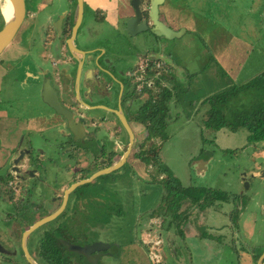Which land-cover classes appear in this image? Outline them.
Instances as JSON below:
<instances>
[{
	"label": "flooded vegetation",
	"instance_id": "flooded-vegetation-1",
	"mask_svg": "<svg viewBox=\"0 0 264 264\" xmlns=\"http://www.w3.org/2000/svg\"><path fill=\"white\" fill-rule=\"evenodd\" d=\"M41 1L34 0L28 10L27 0H25L26 14L22 24L11 42L0 52V109L8 108L10 114L16 116L9 119L7 125L11 128L10 131L16 133L20 131L19 135L14 134L16 138L14 148L20 145L19 151L16 154L10 155L9 147L5 144H0V264H62V262L66 264L69 259L57 253L63 252V248L65 251H71L65 245V241L80 246L91 242L80 243L74 239L77 237L76 235L68 233L67 222L75 221V223L80 222L82 224L83 219H76L77 215L79 212L88 213V210L83 211L84 209H80L82 202L81 204L76 202L85 201L80 196H75L69 212H65L63 215L65 218L60 222L56 218L52 220L48 218V220L47 217L51 214L46 213L41 215V213L48 210L45 198L44 201L34 199H31L32 201H23L25 196L34 191L39 194V189L35 186L38 182H43L46 187L51 189V196L53 198L58 197V200L60 199L59 206L62 195L64 196V187L68 188L70 184L75 182L65 184V181L61 182L60 180V187L57 188L55 185L56 180L55 184H52L51 182H44L40 176L43 173L50 172L52 176L55 168H57L56 157L52 158L46 155V151L57 144V141H55L57 137L55 124L60 118L41 99L40 92L44 78L47 76L51 78V83L56 89L60 103L73 112V117L76 121L84 118L85 125H93L78 140H74L71 136L64 137L66 147L68 146L66 150L68 152L67 159L72 158L74 160L71 172H74L76 176V173H80L81 178L89 177L94 171L115 163L117 161L115 159L116 156L121 157L130 145L128 156H126V160L121 167L108 174L100 175L88 184L84 183L74 189L75 191L82 187L86 188L91 183H98L102 179L107 178L104 180L105 182H103L102 186H105L109 191H113L116 185H119V182H116L115 179L121 175L120 169L122 172H125L134 149L138 148L140 151L142 147L141 141H130L129 134L122 126L121 118L116 112L120 110L128 124L134 121L138 122L133 118V114L149 99L148 92L152 90L151 86H161L163 83L162 78H165L162 75L164 72L166 74L170 72V77H176L175 69H171L173 70L171 71L166 66V62L159 61L158 64H155L156 57H160V50H163L164 46L168 50H174L175 43H177L176 38L172 40L161 39L149 30L132 36L126 32L125 24L122 23L115 31L127 34L128 40L126 43H123V37L117 36L118 39L116 40L110 31L104 33V29L100 23L102 14L98 9H94L91 19L85 22L86 11L83 6L78 20L79 10L77 0H62L63 3L59 2L57 4L55 0H46L45 3H40ZM3 3H5V0H0V17L4 22L1 8ZM162 6L159 7V10ZM162 18L166 21L165 17ZM87 22L92 23L91 25L95 29L94 34H90ZM97 27L99 30H97ZM137 37L140 38L141 43L144 45L140 48L141 50L134 52V54L127 53L129 59L128 61L126 60L127 62L124 60V57L119 60L122 65L123 61L128 63L125 69L119 66L116 68L113 63V66L110 67L111 70L109 69L111 73L105 72V59L103 57H96V55L100 54V50L98 49L99 41H103L104 39L111 41L114 39L125 49V47L131 46ZM148 38L154 40L156 44L155 49L153 41L147 43ZM128 43L131 45H128ZM89 45L91 47L90 50H92L91 53H88ZM35 46L41 48L38 56L43 62H38L36 58V60L32 59L31 55ZM18 51H22V53ZM23 56L30 57V62L24 64ZM93 57H96L95 62ZM44 62L46 66L41 65ZM48 63H50V66L47 67ZM154 66H156V69H154ZM149 69L157 70L156 74H149ZM161 71L162 74L157 75ZM153 77H160L159 85L155 81H152L151 78ZM119 79L122 81V89L119 83L116 82ZM8 90L9 94L7 93ZM157 97L154 96V99H157ZM36 98L37 100H35ZM38 103L46 107L47 110L44 113H38ZM22 106L27 108V114L31 115L30 118L32 119H24L26 121V124L24 122L26 125L25 129H22L24 125L23 115L21 114L23 113L18 111V108ZM106 108L113 112H107ZM40 125L47 126V128L43 129L42 132L38 129L36 130ZM104 125H107L112 130V132L107 133L109 135L107 141L112 140L115 148L110 150H107L108 147L104 146L106 145L105 139L101 137L97 138L98 135H95V128L98 126L104 127ZM45 134H51L49 138H54V140L51 141L52 139L50 140L49 138H45L44 140ZM89 135H92V137ZM31 139L34 141L33 145L41 141L42 143L45 142V145L39 147L40 149L36 155L37 164H34L33 160V162L29 163L27 169L21 167L19 177H24L25 180H23L16 177L17 173L12 171V168L15 167L12 164V160L19 156L20 151L25 152L24 149L26 148L24 147H27L30 151L33 150V147L30 148L28 144ZM102 139L103 142L101 141ZM121 140L123 141V148L116 150L117 144ZM97 142L99 143L95 145ZM100 143L102 146H100ZM40 145L42 146V144ZM30 154L24 155L25 158L26 156L30 157ZM135 155L136 153H134ZM19 165L20 163L16 167ZM257 172V175L249 172L248 176H244L246 175V171L242 170L240 174V187L236 191L226 192V200L224 202L229 207L227 213L230 215L231 224L234 219L240 221L246 218L247 222H251L250 227L253 225L252 228H254V224L257 226L259 222L258 227H261L264 233V163ZM1 175H4L5 178H1ZM31 175L34 177H29ZM108 176H110L109 179ZM112 178L113 180H111ZM27 185H30L33 191L27 192ZM7 188L13 189L11 196L5 193V189ZM1 195L7 201L1 200ZM258 199L260 201L263 199V209L259 205L255 206ZM18 200L32 206L33 213L28 214L23 212L21 214L18 210L19 212L13 217L9 213L8 206L9 203ZM108 201L110 200L108 199ZM98 202L103 203V201ZM117 202L121 203V201ZM74 206H76L75 209ZM10 217L12 218L11 223L10 219H8ZM52 221L55 224L50 226ZM65 222L67 225L62 228V224ZM262 223L263 226H261ZM236 227L241 226L238 224ZM243 229L245 228L241 230ZM30 237H33L32 245L29 242ZM181 237H185L184 231ZM108 243L110 244L108 248L95 250L89 256H85L83 253L77 251L71 252L79 256L80 262L83 260V263L86 264L98 263L105 257L117 255L113 251V241H108ZM53 251L56 252L55 255L63 257L62 262L52 255ZM75 264H78L77 260Z\"/></svg>",
	"mask_w": 264,
	"mask_h": 264
},
{
	"label": "rangeland",
	"instance_id": "rangeland-1",
	"mask_svg": "<svg viewBox=\"0 0 264 264\" xmlns=\"http://www.w3.org/2000/svg\"><path fill=\"white\" fill-rule=\"evenodd\" d=\"M33 1L34 0H27L28 10L32 6ZM228 1L230 0H218V3L220 4H217L214 10L212 9V6H210L212 0H197L195 2V10L194 7L187 8L186 15H184L188 19L191 18L192 20H197V30L188 31V34L184 37V39L182 37L185 33L182 34L180 38H177L176 40L180 43L176 41L177 43H175L174 50L176 49V47L178 48L181 45L183 47L182 49H184L186 53V49L188 50V52H191V47L186 46L187 44H185L188 38L192 40L193 43H195L193 45H196L198 50L202 51V53L203 49L206 48L203 45V42H205L207 49L210 50L213 55V53L216 52L214 48L217 47L211 44V40L214 39L216 35L221 33L220 27L224 26V23H226L227 26L231 28V32L235 36H237L238 38H243L245 41L248 40L251 43L250 50H248V61L244 63L245 65L243 72L238 75L234 82L236 85H240L242 83L250 81L254 76L264 71V0H232V6L227 5ZM59 2L63 3L62 0H55L56 4ZM200 6H202L201 13L210 10L213 17L220 18V24L218 25L219 29L213 27L210 32H206V29L202 28H205L207 26L209 27L210 24L201 25L199 23V20L201 19V15L199 13ZM224 7L226 8L225 14L223 12ZM91 14V9L86 7V16L84 20L85 22L88 19H91ZM242 23H245L246 26H241ZM3 24L4 22L0 17V29L2 28ZM109 31L110 33H113V36L116 40L118 39L117 36H119L123 37V43L127 42L128 37L126 36L127 34H123L124 32L114 30ZM224 40H221L220 42L222 44H226ZM149 41H153L155 49L156 44L154 43V40L152 38H148L147 43ZM225 41H227V39ZM141 42L142 41L140 40V38L137 37L132 45L128 43V45L131 46L127 47L126 51L134 54L136 50H141L140 48L144 45ZM157 47H159V45H157ZM40 49L41 48L35 46L31 57L33 60L36 58L38 62H43V60L38 56ZM96 57H98V55H96ZM96 57H93L94 62L96 60ZM23 60L24 64H26V62H30V57L23 56ZM114 61V65L116 66V68H118L117 66H119L125 69V66L122 65L119 59H115ZM158 63L159 61L156 60L155 64ZM49 64L50 63L47 64V67L50 66ZM206 64L207 63H205L203 67H205ZM154 69H156V66H154ZM154 71L155 73L157 72V70ZM164 73L162 74L161 71L159 72V74H157H162L165 77L162 78L163 83L161 84V86H151L152 91L154 92V96H159L157 97V99H159L160 96L164 94V90L166 88L164 80L167 79L170 75V72H168L167 74L165 73L166 75ZM151 79L152 81H154L155 78L153 77ZM7 93H10L9 90L7 91ZM251 93L253 92H245L242 96V102L244 101L245 103H247L248 100L246 99V97ZM35 100H37V98ZM205 114H203V117H206ZM174 115L175 114H172V116ZM179 118L180 119L175 122L168 121L167 123L166 121L167 140L161 143V145H163L161 157L162 161L165 163L169 171H171V173H173V175L179 179L183 186L193 185L203 188H215L223 190L225 192L233 190L236 191L241 185L240 174L242 170L246 171V175L244 176H248L249 172H252L254 175L258 174L257 171L264 163V141L258 143L259 147H253L252 145L248 146L247 138L245 135L246 130L243 128H240L236 132L223 130L222 132H219L216 137L215 131L207 130L202 126V124L199 125L202 121L201 116L199 120H196L198 123L196 121H193V125L183 123L186 120L181 119V113ZM101 129V132H98L97 138L101 137L105 139L106 145L104 146L108 147L107 150L113 149L115 145L112 140L107 141V137H109L107 133L112 132V130L107 125L105 127H101ZM50 135L51 134H45L43 139L45 140V138H49ZM56 136L57 137L55 138V141H57V144L53 145L49 150H47V148L46 155L52 158L56 157L57 168H55L52 176L48 173H43L40 176L44 182H51L53 184L56 180V184H54L57 188H59L60 180L61 182L65 181V184H69L73 181H80L82 180V178L80 173H76V176L74 172H71V168L74 166V160L72 158L67 159L68 152H66V150L68 149V146L66 147L65 138L58 132L56 133ZM51 139V141L54 140V138ZM103 139L101 140L102 142ZM160 141L161 140L159 138H150L148 141H141L142 147L147 149V157H152L153 155H155L156 150L158 151ZM98 143L99 142H97L95 145H97ZM40 144H42V146ZM44 145L45 142L42 143V141L40 143H35L30 154V159L36 158V155L38 154V151L40 149L39 147H43ZM152 145H154L155 148L151 149ZM100 146H102L101 143ZM134 152L138 153L139 149H134ZM203 159H209L207 169L203 173H198L197 169L200 168V165H198L197 168L194 162ZM148 166L149 167L146 168V174H144L143 177L147 175V177L152 176L156 180H163V178L165 179L166 171L162 169L161 171L158 167L155 166ZM120 172H122L121 169ZM130 174L131 171L127 166L125 172L123 171L122 175H119L118 177L115 176V181L123 183L125 181L123 177L130 176ZM109 177L110 176H108V179ZM1 178H5V176L1 175ZM106 179H102V181ZM111 180H113V178ZM35 187H38L39 194L34 191L33 193L25 196V199L23 201H32L31 199L44 201V198H47L45 201L46 205H52L54 201L52 200L53 196L50 195L51 189L49 190V188L46 187L43 182H38ZM154 188L155 187L151 186L148 188L145 187L143 193L141 195L139 194V198H137V201H140L141 205L152 207H154L156 203L158 204L161 198L160 192L158 191V189ZM80 190H84V187L80 188ZM5 193L11 196L13 193V189L7 188L5 189ZM144 194L146 195L144 196ZM130 196L131 192L129 191H127L126 193L123 192L121 195V199H123L124 201H128L127 205L125 204V202H121L119 203V205H116L115 203L118 204V200L115 201V203H113L114 201L112 202L113 206L105 205L104 202L100 203L94 199L86 202L76 201L80 204L82 202V206L80 209H84L83 211L88 210V213L79 212V214L77 215L76 219H83L82 224L80 222L75 223V221L67 222L68 233H71L74 236L76 235L77 237L74 239L80 243L97 239H100L104 242L113 241V251L117 253V255H115L114 257H105L101 260V262L99 261L98 263L92 264H146L144 262L145 256L147 257V259L148 257H151V259H153L154 261V264H255V254L259 250H261V247L264 246V233L262 232V228L258 227L260 223L258 222L257 226L254 224V228H252L253 225L252 227H250L251 222H247V219L245 218L246 220L243 219L245 221H238L234 219L231 224L229 218L230 215H228L227 213L229 207L225 204L224 201H216L215 205L209 206L204 210H200L197 207V204L189 203L191 201H189L188 203L187 201L184 202V204H182L181 208L179 209V211H181L182 213V219L184 218V222L181 221V218L179 222H182L181 228L184 231L185 237H181L182 235H178L174 232L172 236L169 235L168 238H171L169 242L165 238L166 236L163 237L164 235H162L160 228L156 230L157 232L152 238H149L144 234L147 231V224H149H146L145 221L150 218V215H148L147 213L133 216L137 219L136 222H138V225L136 227H133L131 229L129 227L123 230V232H118L115 230L113 231V228L110 226L109 221L112 220V215H115L118 210L119 212H122L124 211V209L130 206ZM133 198L135 199L134 195ZM3 199L4 197L3 195H1V200ZM3 201L7 200L4 199ZM19 201L21 200L9 203V213L13 217H15V215L19 211L21 214L23 212L28 214L33 213L32 206ZM262 201L263 199H261V201L258 199V201H256L255 203V206L259 205L261 209H263ZM70 207L71 205L68 206V209H66L65 212H69ZM213 207H216L218 211H221V214L216 212V208ZM47 208H49V206ZM75 208L76 206H74V209ZM131 210L132 208H129L128 212H130ZM158 211L159 210H157L156 212ZM160 211L162 212L163 210ZM123 213H125V211ZM170 213L171 211H169V214ZM8 219H10L11 223L12 218L10 217ZM60 219L61 214L56 220L59 221ZM102 219L106 220V222H104L105 225L103 224ZM127 220L133 221L132 218ZM221 220H223L224 222L223 227H220V224L222 223ZM95 221L97 223H95ZM160 221L161 217H158L157 219L154 217L155 225ZM175 222L176 220L173 219L172 224H175ZM67 223H63L62 228H64ZM98 224H100L99 228ZM238 224H240L241 227L237 228L236 225ZM51 225L52 224H50V226ZM149 225H151V228L153 227V224ZM261 226H263V223ZM240 228L245 229L241 230ZM153 231H155V226L153 228ZM202 232L207 233L209 236L203 237ZM190 233H195V237L196 239H198L197 242H195L196 239H193V235ZM140 234L141 236H143H140L139 242L137 243V245H135L134 235L137 237ZM159 234L162 236L161 240L160 237H157L160 236ZM162 239L164 241L163 243H161ZM171 242L172 244H170ZM147 251L149 252L148 254L146 253ZM57 253H60L62 256L69 259L66 264H75L76 260L78 261V264H86L83 263V260L80 262V258L78 255L74 254L71 251H65L64 248L63 252L60 251ZM55 254L56 252L53 251L52 255L56 259H58V261L62 262L63 257L59 255L57 256ZM141 258L143 259V261L140 260ZM148 262L149 264L151 263L147 260V263ZM62 264L64 263L62 262Z\"/></svg>",
	"mask_w": 264,
	"mask_h": 264
},
{
	"label": "crops",
	"instance_id": "crops-1",
	"mask_svg": "<svg viewBox=\"0 0 264 264\" xmlns=\"http://www.w3.org/2000/svg\"><path fill=\"white\" fill-rule=\"evenodd\" d=\"M45 1L46 0H42L40 3H45ZM196 1L197 0H168L167 3L163 5L164 7L162 6L160 8L161 18L165 17L166 21L173 28L178 29L180 27H184L186 29L185 34L182 37L183 39L185 36H187L188 31L197 30V20H192L191 18L188 19L187 17H185L187 8L194 7V10L196 9V4H195ZM217 4H220L218 3V0H212V3L210 4V6H212V9L214 10ZM232 4H233L232 0H230L228 1L227 5L232 6ZM83 7L85 11H86V7L90 8L92 12L94 9L99 10V12L102 14L100 23L102 25V28L104 29V33L106 32L108 33L109 30H114V31L117 30L118 26L124 23L125 19L131 16L134 11L132 6L130 5L129 0H83ZM201 8L202 6L199 7V13L201 15V19L199 20V23L201 25L210 24L209 27L207 26L205 28L204 27L202 28L206 29V32L208 31L210 32L213 29V27L219 29L218 25L220 24L219 22L220 18L213 17L210 10H208L207 6L206 8L208 11H205L202 13H201ZM223 9H224L223 12L225 14L226 8L224 7ZM259 15H260V12H259ZM221 16H224V15H221ZM87 24H88L87 27H88L90 34H94L95 29L91 25L92 23L87 22ZM244 25L245 23L241 24V26H244ZM97 30H99L98 27H97ZM220 31L221 33L216 35L215 38L211 40V44L217 47V48H214L216 52H214L213 55L211 51L207 49L205 42H203V45L206 48L203 49V53H202V51L198 50L196 45H193L195 43H193V41L188 38L185 44H187L186 46L191 47V50H192L191 52H188V50L186 49L187 51L186 53L185 50L182 49L183 47L181 45L178 48L176 47L175 50H168L166 49L167 47L165 46L163 47L165 49L160 50L161 52L160 57L159 56L156 57L157 60L166 62V66H168L170 70L175 69V73H176V77L169 76L167 79L164 80L165 86L169 88L172 92V98L169 102V110L167 114V123L168 121L169 122L178 121L180 119L179 116L181 113L182 114L181 119L186 120L183 123L193 125V121L199 120L201 116L202 121L200 122L199 125L202 124L203 126V120H205V117H203V114L206 113V110L208 109V106H209L206 100L213 95L227 91L231 86L235 85L234 83L235 79L238 77V75H240L241 72H243L244 65H245L244 63L248 61L247 56L249 53L248 50H250L251 43L248 40L245 41L243 38H240V37L238 38L237 36H235L231 32V28L228 27L226 23H224V26L220 27ZM220 39L221 40L227 39V41L224 40L226 44L225 43L222 44L220 42L221 41ZM177 42L180 43L179 41ZM98 45H99L98 49L100 50V54L98 55V58L103 57L105 59L104 61V64H105L104 71L105 72L108 71L109 73H111L110 67L113 66L115 59L120 60L122 57H124L125 61L129 60L127 53H130V52L126 51L127 47H125L124 49L121 44H118L114 40L112 42V41L104 39L103 41H99ZM90 48L91 47L89 45L88 53H91L92 51L90 50ZM20 53H22V51ZM205 63L207 64L205 67H203ZM41 65H45V62L44 64H41ZM126 65H128V63H125L123 61V66L126 67ZM116 82L119 83L120 88L122 89L123 88L122 81L119 79ZM46 110H47L46 107L43 106L42 104L38 105V113L40 112L44 113ZM18 111L23 113L21 114L23 115V125H24L22 129H25L26 127L25 120L30 118L31 115L27 114V108L25 106L19 107ZM106 111L110 113L113 112L112 110L107 109V108H106ZM116 113L118 115L120 114L119 112H116ZM171 113L175 115L172 116ZM14 117L16 116H14L13 114H10L8 108L0 109V119H1L0 121V140H1L0 144H5L6 146H8L9 147L8 150H10L16 144L15 143L16 138L14 137V134H18L20 132L19 131L18 133H16V132L10 131L11 128L7 125L9 123V119H12ZM30 120L32 119L30 118ZM129 125L132 130V134H133L132 139H130L131 142L132 141L137 142V141H143V140L148 141L150 139V137L148 136V131H147L145 124L134 121L133 123L132 122L129 123ZM46 128L47 126L40 125V127L36 128V130L38 129L39 131L42 132L43 129H46ZM95 129H96L95 135H98V132L99 131L101 132L102 130L101 126H98ZM223 130L231 131L229 128H222L218 131H215L216 132L215 136L217 137V134L219 132H222ZM231 132H236V131H231ZM245 135H247V132ZM166 140L167 138L159 143V148H158V151L156 150V154L158 152L161 168L166 172H170L169 174L173 175V173L169 171L165 163L162 161V157H161L162 146H163L161 145V143H163ZM119 144H117L116 150H121L123 148L122 140L120 141ZM134 153L136 152L133 151L131 158L129 159V165H128V168L130 169L131 174L130 176L123 177L125 181L123 183L122 182L119 183V185H116L114 189L115 191H109V189L105 188V186H102L104 181H99L98 183H91L88 186L86 185L87 187L84 188V190L76 189L75 191L73 190V191L67 192L66 196L62 195L61 203L59 206L58 204H59L60 199L58 200V197L52 198V200L56 202H53L52 205H48L49 206L48 210L46 212L41 213V215H44L46 213H48L49 215L51 214L49 217H47V219L49 218L52 220L53 218L57 219L58 216L61 214V219L57 221L58 222L62 221L64 219L63 215L65 214L66 209H68V206L71 205L76 195L80 196L85 201L86 200L91 201L94 199L96 201H103L105 204L109 206L110 205L113 206V203H115V201L117 200L121 202H125V204L127 205L128 201H124L123 199H121L120 195H122L123 192L126 193L127 191H129L131 192V196L129 199L131 200L129 202L130 206L124 209L125 213H123L124 211L119 212L118 210L115 213V215H112V220L109 221L110 226L113 228V231L115 230L118 232L119 231L123 232V230L129 227L130 229L133 227H136L138 225V222H136L137 219L133 216L141 215L142 213H145V214L147 213L148 215H150V218L145 221L146 224L147 223L153 224L152 228H151V225L147 224V228H146L147 231L146 233H144L145 235H147V237L149 238L154 237L155 236L154 234L157 232L156 230H158L159 228L162 232V235H164L163 237L166 236L165 238L168 240V242L171 239V238H168L169 235L172 236L174 232L180 235L177 230V226H176V224L179 223L180 218L182 219L181 217L182 213L181 211H179V209L181 208L182 204H184V202L186 201L187 203L191 201L189 203L196 204L197 203L196 201L201 198L202 194L207 188L197 187L193 185L183 186L181 182L179 181V179L173 175L176 179L177 186H178V196L175 199V201H173L172 204L166 205L162 212L160 210H162L163 208L159 209L160 200L158 204L156 203L154 205V207L147 206V205H141L140 201H137V198H139V194L141 195L143 193V190L145 187L146 188L150 186L155 187L154 189H158V191L160 192V197H161L163 186L159 182H156L157 183L156 184L155 182L151 181L152 176L147 177L146 175L145 177H143V175L146 174V168H148L149 166L146 165V162L134 156ZM115 159L119 161L120 157L116 156ZM208 160L209 159H203V160H198L194 162L197 168H198V165H200L199 167L201 169L200 168L197 169L198 173L205 172V170L207 169ZM50 173L48 174L50 175ZM122 173L123 172H121L120 174L122 175ZM83 178L84 177H82V179ZM66 189L67 188L64 187L63 189L64 192L66 191ZM50 195H52L51 190H50ZM133 195L135 199L133 198ZM145 195L146 194H144V196ZM108 199L110 201H108ZM115 204L119 205V203L118 204L115 203ZM129 208H132L130 212H128ZM213 208H216V207H213ZM157 210H159L162 214L159 215L160 212L159 211L156 212ZM56 211H58V213L52 214V213H55ZM169 211H171L170 214H169ZM216 212L221 214V211H218L217 209H216ZM176 215H178L177 218H175ZM154 217L156 219L158 217H161V221L156 225L154 222ZM130 218H132L133 221L127 220ZM173 219L176 220L175 224H172ZM102 220H103V224L105 225L104 222H106V220L105 219H102ZM96 221L95 223H97ZM221 222L222 223L220 224L221 225L220 227H223L224 225L223 220H221ZM50 224L53 225L55 223L54 221H52ZM99 226L100 224H98V228ZM154 226H155V231H153ZM190 234L193 235L192 237L193 239H196L195 233H190ZM140 236L141 234L138 235L137 237L134 235L135 245H137V243L139 242ZM157 237L158 238L160 237V240L162 238L161 235ZM32 239L33 237L29 238L30 243L32 242ZM197 241L198 239H196L195 242ZM163 242L164 241L162 239L161 243ZM170 244H172V242ZM146 253L148 254L149 252L147 251ZM140 260L143 261L142 258ZM147 260L151 262L150 264H154V261L153 259H151V257H148V259L146 256L144 257V262L146 264H149V262L147 263ZM138 261H139V258H138Z\"/></svg>",
	"mask_w": 264,
	"mask_h": 264
},
{
	"label": "trees",
	"instance_id": "trees-1",
	"mask_svg": "<svg viewBox=\"0 0 264 264\" xmlns=\"http://www.w3.org/2000/svg\"><path fill=\"white\" fill-rule=\"evenodd\" d=\"M148 73L151 75L156 74L154 70L150 69ZM154 81L159 85L160 77L155 78ZM250 91L253 93L247 96L248 98L246 97L248 102H242L244 93ZM148 95L149 99L136 110L133 114V118L146 125L150 138H159L163 141L167 138L166 121L172 92L166 87L164 94L160 96V100L154 99L152 90H149ZM206 102L209 106L206 110L205 120H203L204 128L213 131H218L222 128H229L231 131H237L243 128L247 132L246 138L248 146L252 145L253 147H257L258 143L264 141V71L254 76L250 81L240 85L235 84L227 91L209 97ZM153 148H155L154 145H152L151 149ZM146 154L147 149L142 147L135 156L146 162L147 166H155L161 170L162 168L158 155L155 153L152 157H147ZM169 173L170 172H166V177L165 179L163 178V180H156L153 177L151 180L153 182H159L163 186L159 205V209L163 208L162 210H164L166 205L172 204L178 196L176 179ZM225 200V191L207 188L201 198L196 201V204L200 210H204L209 206L215 205L216 201ZM161 214L160 212L159 215ZM177 216L178 215H176L175 218H177ZM181 221L184 222V218ZM181 221L177 223L176 226L179 234L183 235ZM202 236L208 237L209 235L202 232ZM263 250L264 246L255 254L256 259Z\"/></svg>",
	"mask_w": 264,
	"mask_h": 264
},
{
	"label": "water",
	"instance_id": "water-1",
	"mask_svg": "<svg viewBox=\"0 0 264 264\" xmlns=\"http://www.w3.org/2000/svg\"><path fill=\"white\" fill-rule=\"evenodd\" d=\"M8 1L11 4V15L8 19L3 16L4 24L3 27L0 29V52L11 42L16 31L22 24V21L26 14L25 0ZM77 2L79 10V20L80 15L82 13L83 0H77ZM129 2L132 8L134 9L133 14L124 21L125 30L129 35L133 36L138 33L149 30L150 32H152V34L158 36L161 39L172 40L175 38H180L182 34L185 33L186 29L184 27L175 29L170 26V24L164 19L162 20L160 16L159 7L162 6L166 2V0H130ZM40 96L42 101L46 105H48L58 116H60L55 126L57 128L56 132L63 135V137L71 136L74 140H78L79 138L85 135L86 130L93 126L92 124L85 125V120L82 117V120L78 119V121H76L74 119L73 112L60 103L56 89L55 87H53L51 83V78L49 76L44 78ZM118 112L120 113L119 116L121 118L122 126L127 130L130 139H132L133 134L130 125L128 124L120 110H118ZM89 136L92 137V135ZM28 144L31 148L33 147L34 141L31 139L29 140ZM19 148L20 145L15 148L12 147L10 149V155L16 154L19 151ZM24 148H26L24 149L25 152L20 151L19 156L16 159L12 160V164L15 166L12 168V171L17 173L16 177H19L21 167L23 169H27L29 167V163L33 162V160L34 164H37V158L30 159L29 156H26L25 158L24 155H29L31 151L27 149V147ZM128 150L122 154L119 161L112 163L103 169L94 171L92 174L89 175V177L83 178L80 181L72 183L64 192V196H66L67 192L73 191L76 187L83 185L84 183H89L96 177L103 174H108L111 171L121 167L123 165L122 162H124L126 159ZM18 163H20V165L16 167ZM29 177L33 178L34 176L31 175ZM19 178L25 180L24 177ZM27 187V192L33 191V188L30 187V185H27ZM58 211L52 214H56L58 213ZM65 245L68 247L69 250L81 252L85 256H89V254L95 250L106 249L110 246L108 242H104L102 240L87 242L82 246L65 241ZM255 264H264V250L256 259Z\"/></svg>",
	"mask_w": 264,
	"mask_h": 264
},
{
	"label": "bare ground",
	"instance_id": "bare-ground-1",
	"mask_svg": "<svg viewBox=\"0 0 264 264\" xmlns=\"http://www.w3.org/2000/svg\"><path fill=\"white\" fill-rule=\"evenodd\" d=\"M1 8H2L3 16H5L8 19L11 15V4H10V2L8 0L5 1V3H3Z\"/></svg>",
	"mask_w": 264,
	"mask_h": 264
}]
</instances>
